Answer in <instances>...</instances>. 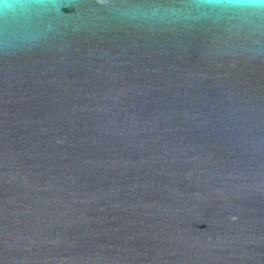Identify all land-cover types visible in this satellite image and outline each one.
<instances>
[{
    "label": "water",
    "instance_id": "water-1",
    "mask_svg": "<svg viewBox=\"0 0 264 264\" xmlns=\"http://www.w3.org/2000/svg\"><path fill=\"white\" fill-rule=\"evenodd\" d=\"M0 264H264V0H0Z\"/></svg>",
    "mask_w": 264,
    "mask_h": 264
}]
</instances>
